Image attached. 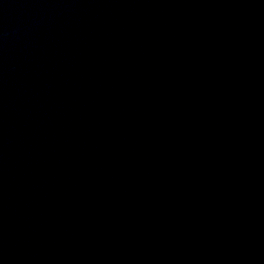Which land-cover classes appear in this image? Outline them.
<instances>
[{
    "label": "water",
    "instance_id": "95a60500",
    "mask_svg": "<svg viewBox=\"0 0 264 264\" xmlns=\"http://www.w3.org/2000/svg\"><path fill=\"white\" fill-rule=\"evenodd\" d=\"M0 264H264V0H0Z\"/></svg>",
    "mask_w": 264,
    "mask_h": 264
}]
</instances>
